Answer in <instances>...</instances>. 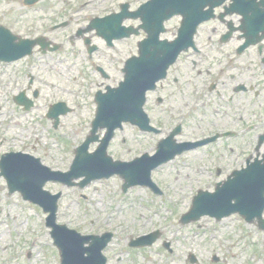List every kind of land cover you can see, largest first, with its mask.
I'll use <instances>...</instances> for the list:
<instances>
[{
    "label": "rangeland",
    "instance_id": "obj_1",
    "mask_svg": "<svg viewBox=\"0 0 264 264\" xmlns=\"http://www.w3.org/2000/svg\"><path fill=\"white\" fill-rule=\"evenodd\" d=\"M83 1L49 0L47 8L50 14L44 16L43 13H24L21 0H0V24L18 34L35 35L36 30L29 27L30 22L34 23L31 25L34 28L39 30L45 28L47 31L51 25L69 20L68 16L64 19V13L77 2ZM107 1L116 3L117 0ZM137 1L146 0L130 2ZM65 7H67L66 11H64ZM89 8L90 6L75 15L69 28L50 34V39L61 45L59 51L47 56L36 53L34 57L28 59L29 61L13 65V69L3 66L0 68V75L4 77L9 76V70L16 69V72L0 85V120H5V127L1 129L0 134L8 139L0 144V154L11 150L23 151L41 157L44 164L52 170L62 172L69 170L75 148L82 144L91 129L96 113L95 93L100 89L104 90L109 84L116 86L122 79L120 72L122 65L114 64L104 55H114L119 61L127 60L137 54V42L141 39L134 37L124 40L118 43L115 50L108 52L103 48L104 51L96 55L100 59V63L96 62V64L103 65L112 77L110 81H105L86 61L82 40L74 38L70 41V36L76 30L88 24L86 16L89 14ZM52 12H56L55 15ZM133 24L136 23L126 22V25ZM179 25L180 18L170 21L167 24L168 32L162 38L172 39ZM210 27L218 29L211 35V43L218 44L219 34L224 27L222 28L217 22L202 28L200 38L202 34L203 38L207 36L208 33L204 34V30ZM91 36L93 43L104 45L98 37ZM237 46L238 42L230 41L222 49L214 48L211 54L214 61L212 60L211 63L224 61L227 54L238 63L251 62L250 52L241 57L235 54ZM222 51L226 54L223 55ZM192 61L197 62L198 56L193 54L183 56L178 64H193ZM18 71L19 79L16 75ZM33 74L37 77V81H34L31 89H28L30 76ZM23 90L27 91L29 96L35 90L40 92L36 101L39 110L34 108L32 112L26 114L14 104L13 97ZM57 102L66 103L73 111L61 118L60 125L55 130L53 122L47 119L46 114L49 106ZM6 112L8 116H5ZM209 121L206 117L198 115L195 116L193 124L204 127ZM31 127L37 129V137L40 138L41 145L34 138L29 137L28 132ZM123 140L125 144H122ZM154 141L151 136L139 133L134 127L126 126L123 132H116L108 153L115 161L130 162L141 154H154ZM97 146L98 144L91 145L90 152ZM246 154L244 148H237L236 154H232L231 148H228L223 141H219L197 154L186 155L187 159L184 162L164 165L152 174L153 181L164 192L162 196L154 195L143 187L130 188L127 193H123L124 182L118 176L96 181L84 189L68 188L54 183L47 184L45 189L53 194H62L57 218L59 225L64 224L83 235L113 232L116 236L115 242L120 241L121 244L126 245V249H128L129 237L135 235V238H138L141 234L161 230L164 240L173 242V248L180 257H172L156 244L151 249L132 250L138 264H190L188 259L191 254L202 260L201 240L211 237V234L208 233V229H201L200 222L182 225L181 217L189 211L197 190H214L215 182L207 176L206 171L213 166L215 160L228 164L229 168H236L242 161L239 159H244ZM207 162L210 165L203 164ZM197 167H201L200 173L195 171ZM225 176L223 173V178ZM7 195L6 183L0 178V208L3 210L0 214V229L3 237L0 240V247L6 245L3 251L0 249V264H59L61 262L59 251L53 244L50 229L45 226L47 215L40 208L22 202L16 195L11 201L16 202L17 205L9 207L10 199ZM207 221L208 219L203 222ZM211 223L212 229L218 228L228 234L224 236L227 237L226 239H233L242 226L239 224L232 230L225 228L227 223L222 226L212 221ZM256 240L255 238L250 244H242L241 249L233 250L230 254H221V258L225 256L228 264H244V262L264 264V246ZM207 242L208 246L213 247L212 244H215L210 243L211 240ZM113 247L114 250H111L113 255L121 254L123 257L126 254V250L122 251L120 245L115 244ZM237 251H239L238 257L232 259L231 256ZM130 258H124V264H129Z\"/></svg>",
    "mask_w": 264,
    "mask_h": 264
},
{
    "label": "water",
    "instance_id": "obj_2",
    "mask_svg": "<svg viewBox=\"0 0 264 264\" xmlns=\"http://www.w3.org/2000/svg\"><path fill=\"white\" fill-rule=\"evenodd\" d=\"M224 1L226 0L151 1L148 5L151 10L148 15L146 14V18H144V28L148 32V39L140 44V57L133 58L127 62L124 70L125 81L120 84L119 88L108 89V93L106 94H97L96 103L98 104V111L96 119L93 122V130L91 136L77 151L78 156L72 167V171L67 175L59 176L55 173H50L48 169L38 165L30 166V169L27 170L21 163L23 173L15 175L12 181L10 179V182L16 185V189L21 191L26 199L44 207L45 212H50L48 226L59 232L60 236L66 235L72 239H83L76 233L54 224L58 209L57 201L60 195L51 197L47 192H44L43 187L46 182L54 180L67 185H73L72 180L85 177V180L80 184L81 187H84L95 179L108 178L113 174H120L126 179V185L124 186L126 190L130 186L149 184L150 171L174 157L175 154H169L165 146L166 144L170 145L169 141L161 143L158 154L152 161L147 160L145 163H142V161L135 164L113 163L108 158L106 150L115 129L121 127L123 122H130L146 129L147 119L142 111L146 92L152 89L155 83L165 76L167 69L174 64L182 51L188 50L190 46H193V37L198 24L211 19L213 17V9L222 5ZM249 2L251 1L236 0L237 11L241 12L245 17V31L253 28L250 31H253V34H255L262 27L264 14L258 12L254 19L250 18L244 12L245 6ZM207 7H209V10L205 11ZM178 14L184 18L178 38L172 43H168L167 41L161 42L159 36L164 32L163 23ZM249 20L251 21L248 24ZM251 23L252 26H249ZM129 36L127 35V37ZM15 42L16 39L9 32L0 28L1 61L17 60L30 53L31 44ZM58 107H61V110L57 111L56 115L51 114L52 117L57 118V121L59 114L65 115L68 112L65 105L61 104L56 108ZM104 128L108 132L99 150L96 154L89 155V145L92 142L98 141L96 133L99 129ZM181 152L179 151V153ZM98 159L100 160V168L110 166L112 171L109 173H99L97 167L87 165L90 161H97ZM34 164H37V162H34ZM253 168L264 169V166L261 167V163H257L251 166L249 170L240 172L239 177L234 180L236 182L233 180L228 181L224 188L214 195L200 194L195 199L192 212L184 216L183 221L186 222L189 219L198 220L205 213L217 218L226 217L232 213H240L248 220L259 216L264 204V175L259 182H255L246 175L253 171ZM135 169H138V174ZM233 199L236 200V204L232 203ZM54 237L61 248L64 264H87L84 259L86 250H83L81 247L73 249L70 247L71 243L61 241L55 235ZM83 240L86 241L87 239L84 238ZM83 240L78 243L82 245L84 243ZM102 245L103 243L100 242L94 246L93 250L89 249L92 257L97 258V251L101 250Z\"/></svg>",
    "mask_w": 264,
    "mask_h": 264
},
{
    "label": "flooded vegetation",
    "instance_id": "obj_3",
    "mask_svg": "<svg viewBox=\"0 0 264 264\" xmlns=\"http://www.w3.org/2000/svg\"><path fill=\"white\" fill-rule=\"evenodd\" d=\"M21 1L24 2V0ZM47 1L49 0H40L37 5L44 16L50 14L47 8L49 2ZM143 3L142 1L132 3L127 0H117L116 3H110L107 0H94L89 2L92 13L89 16L88 24L95 18H103L120 12L126 4L131 12H136ZM75 7L76 4L67 11V7H65L64 15L72 12L79 13L78 10L73 11ZM80 10H82V6ZM224 10V8L220 9L218 14ZM52 13L55 15L56 12ZM218 23L222 28L224 27L218 37L220 43L223 36L228 32V25L221 21ZM78 31L70 36V41L74 38L81 39L77 37ZM210 31L214 34L218 29L209 28L208 33ZM91 35L96 36L95 33ZM261 36L260 45L251 47L245 52H250L252 57L249 64H238L236 60H231L230 54H227L224 61L209 64L208 59L214 48L223 46L218 43L212 47V50V44H208L211 38L208 41H201L200 46L197 45L195 50L200 55L201 64H175L169 70L165 80L160 82L156 89L149 94L148 112L151 124L160 131L158 134L152 132L150 135L167 137L179 132L178 137H176L177 141L185 134L188 135L184 141H178L179 143L197 142L206 137H199L201 130L208 128L213 132L208 136L219 135L218 141H223L228 148H231L232 154H236L237 148L246 149L245 162L249 159H262L264 157V32ZM90 39L92 44H95L92 38ZM81 40L85 52L88 53L85 39ZM238 48H236V53ZM218 52L220 51L218 50ZM88 57L89 59L92 58L89 55ZM198 115L210 120L208 125L206 124L204 127L198 124L194 125L193 120ZM221 174L222 171L220 170L219 176ZM1 212L0 209V214ZM237 218L244 227L252 231L235 236L233 239L220 237L221 242H210L215 243L212 244L213 247L208 246V242L203 243L200 249L202 260L199 257L195 258L198 261L197 264H228V259L226 260L225 256L221 258V254H230L233 250L241 249L242 244H250V241L255 238L256 241H260L264 245V229L260 227L258 221L247 223L242 218ZM210 240L213 241L214 239L210 238ZM116 244L119 245L120 243L117 242ZM166 249L170 250V245ZM105 252L107 264H124V258L127 259L128 257H131L128 260L129 264H138L137 259L132 254H125L124 258L121 254L113 255L109 246ZM170 253L173 251L170 250ZM238 254L239 251L235 252L234 257L231 256V258L236 259ZM188 260L190 264L194 262L191 256Z\"/></svg>",
    "mask_w": 264,
    "mask_h": 264
}]
</instances>
